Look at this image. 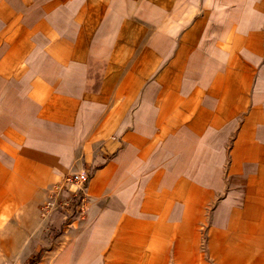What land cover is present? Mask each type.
Here are the masks:
<instances>
[{
    "label": "crops",
    "instance_id": "crops-1",
    "mask_svg": "<svg viewBox=\"0 0 264 264\" xmlns=\"http://www.w3.org/2000/svg\"><path fill=\"white\" fill-rule=\"evenodd\" d=\"M90 167L37 264H264V0H0L2 190Z\"/></svg>",
    "mask_w": 264,
    "mask_h": 264
},
{
    "label": "rangeland",
    "instance_id": "rangeland-1",
    "mask_svg": "<svg viewBox=\"0 0 264 264\" xmlns=\"http://www.w3.org/2000/svg\"><path fill=\"white\" fill-rule=\"evenodd\" d=\"M1 187L0 182V192L5 194L0 202V264H29L32 258H38V263L41 254L55 244L66 229L87 218L64 222L62 216H56L48 222L41 218L39 210L49 193L38 202L36 210L37 199L33 196H10ZM25 192L28 193V190ZM192 241L186 240L189 243ZM200 245L201 251H205L207 240H200Z\"/></svg>",
    "mask_w": 264,
    "mask_h": 264
},
{
    "label": "built area",
    "instance_id": "built-area-1",
    "mask_svg": "<svg viewBox=\"0 0 264 264\" xmlns=\"http://www.w3.org/2000/svg\"><path fill=\"white\" fill-rule=\"evenodd\" d=\"M93 173V167L68 172L60 183L49 189L47 199L40 206L41 218L50 222L56 216H62L64 222H73L88 216L90 198L87 189Z\"/></svg>",
    "mask_w": 264,
    "mask_h": 264
},
{
    "label": "trees",
    "instance_id": "trees-1",
    "mask_svg": "<svg viewBox=\"0 0 264 264\" xmlns=\"http://www.w3.org/2000/svg\"><path fill=\"white\" fill-rule=\"evenodd\" d=\"M38 258H32L29 262V264H35L37 263Z\"/></svg>",
    "mask_w": 264,
    "mask_h": 264
},
{
    "label": "bare ground",
    "instance_id": "bare-ground-1",
    "mask_svg": "<svg viewBox=\"0 0 264 264\" xmlns=\"http://www.w3.org/2000/svg\"><path fill=\"white\" fill-rule=\"evenodd\" d=\"M3 196H5L2 192H0V202L2 201Z\"/></svg>",
    "mask_w": 264,
    "mask_h": 264
}]
</instances>
